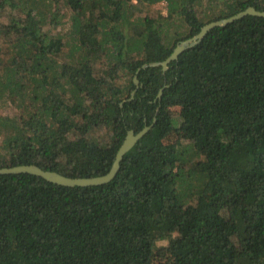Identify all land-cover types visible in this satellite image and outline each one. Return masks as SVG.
Returning a JSON list of instances; mask_svg holds the SVG:
<instances>
[{
  "label": "trees",
  "instance_id": "1",
  "mask_svg": "<svg viewBox=\"0 0 264 264\" xmlns=\"http://www.w3.org/2000/svg\"><path fill=\"white\" fill-rule=\"evenodd\" d=\"M249 6L0 0V167L103 175L151 125L104 184L0 174V264H264V17L142 66Z\"/></svg>",
  "mask_w": 264,
  "mask_h": 264
},
{
  "label": "water",
  "instance_id": "2",
  "mask_svg": "<svg viewBox=\"0 0 264 264\" xmlns=\"http://www.w3.org/2000/svg\"><path fill=\"white\" fill-rule=\"evenodd\" d=\"M247 14L258 15L264 17V10H257L253 6H249L242 11H239L233 15H230L225 18L217 19L210 21L204 24L200 30L193 36L184 39L176 44L171 54L164 59L163 61L151 62L148 64H143L145 67L147 65L156 66L162 65V68L165 70L167 68V63L173 59H177L178 55L185 49L192 47L196 43H198L209 30L216 26H225L226 24L239 19ZM134 83L138 84V79L134 77ZM161 88L158 92V96H160L162 92ZM134 91L131 93L130 98L133 96ZM151 125H145L140 131L134 132L132 129L128 130L124 140L120 144L112 165L108 172L103 175L93 176V177H70L63 175L57 171L53 170H45L39 167L36 164H20L9 167H0V174H10V173H30L33 175L40 176L45 180L56 183L64 186H88V185H100L109 182L118 172L120 168V161L122 160L123 155L136 143V141L142 137L149 129Z\"/></svg>",
  "mask_w": 264,
  "mask_h": 264
},
{
  "label": "rangeland",
  "instance_id": "3",
  "mask_svg": "<svg viewBox=\"0 0 264 264\" xmlns=\"http://www.w3.org/2000/svg\"><path fill=\"white\" fill-rule=\"evenodd\" d=\"M165 5H166L165 2L162 1V2H157V3L153 4L152 7L154 9H156V10H159L160 13L165 14L166 13V6ZM59 20H66V21H68L67 14L64 13L62 15L61 19L59 18ZM45 28H47V30L49 32H52V33H55L57 31V28H54L51 25L46 26ZM68 30H69V26H68V24L65 23L64 25H62V27L60 29V32L66 33V32H68ZM12 110H13V107H11L8 103L7 104L4 103L3 105L0 104V112L3 113V114L12 113ZM155 258L156 259H160L161 257L159 258V256H155Z\"/></svg>",
  "mask_w": 264,
  "mask_h": 264
}]
</instances>
